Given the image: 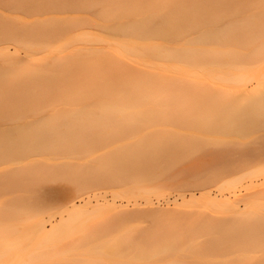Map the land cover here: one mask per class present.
I'll use <instances>...</instances> for the list:
<instances>
[{
    "label": "bare ground",
    "instance_id": "obj_1",
    "mask_svg": "<svg viewBox=\"0 0 264 264\" xmlns=\"http://www.w3.org/2000/svg\"><path fill=\"white\" fill-rule=\"evenodd\" d=\"M114 14L119 23L105 29L122 51L172 59L175 68L210 66L211 80H232L213 87L169 74L167 67L159 74L131 65L99 49L27 59L4 50L21 34L47 38L56 30L47 18L19 19L23 29L0 31V264H179L174 254L202 240H237L249 244L247 252L255 245L263 252L264 202L257 206L252 199H263L264 189L247 197L242 209L235 196L226 205L216 203L214 212L198 208L146 227L137 219L140 211H123L47 229L36 207L43 200L39 189L47 184L42 181L58 177L79 184V174L89 178L97 169H139L171 149L193 153L217 140L163 133L155 142L129 144V152L113 147L92 168L50 160L54 152L106 143L104 137L84 134L90 130L86 127H196L241 137L264 132V0H124ZM152 37L163 42H141ZM166 42L177 46L165 48ZM252 54L260 68L252 67L261 70L254 85L247 86V75L236 71L251 67ZM136 178L129 179L138 183ZM255 239L262 240L260 245ZM218 244L212 250H219ZM189 248L197 256H209L211 250Z\"/></svg>",
    "mask_w": 264,
    "mask_h": 264
},
{
    "label": "rangeland",
    "instance_id": "obj_2",
    "mask_svg": "<svg viewBox=\"0 0 264 264\" xmlns=\"http://www.w3.org/2000/svg\"><path fill=\"white\" fill-rule=\"evenodd\" d=\"M121 7H124V0H0V31H19L23 29L18 22L19 19L33 18L38 20L47 18L48 22L54 25L52 29H56L52 34L50 32L47 38L34 34L31 36L18 35L6 43L3 48L26 59L54 54L64 55L79 48L99 49L105 54H112L116 59L138 67H146L155 73L163 74L165 71L162 67H167L169 74L180 78L204 80L213 87L222 86L223 83L230 84L232 79L224 78L222 81H213L208 78L207 74L214 72L210 66L194 64L180 65L179 68H175L172 59H156L146 51L130 53L119 49L116 46L117 41L109 35L105 26L119 23L114 13ZM39 24L40 22L36 25ZM141 42L160 44L163 41L152 37ZM164 46L165 48L175 47L177 43L166 42ZM250 56L249 59L254 55ZM242 59L247 61L245 57ZM255 61V59L249 60L250 64L247 63V65L251 67L246 66L248 68L246 71H236V73L247 75L245 80L247 86L254 85L256 77L260 74L258 73V70H261L260 66ZM257 64L259 68L258 66L257 68L252 67ZM86 129L90 130L84 134L104 137L106 143L97 145L93 143L86 149L77 147L54 152L50 154L52 156L50 160L56 163H75L79 168H92L97 162L102 161L103 155L113 147L129 152L130 147L127 148L129 144L140 139L155 142L156 137L163 133H180L183 136L195 134L198 138L208 135L207 137L212 136L210 138L214 137L217 140L216 142L210 140V143L207 141L209 144L206 142L207 145L200 146L203 147L202 150L193 153L181 147L177 148L180 150L178 152L171 149L168 155H157L152 163L144 164L139 169L122 170L116 173L111 171L106 172L107 174L100 173V169H97L90 173L89 178L85 177V173L79 174L81 177L79 184L60 178L57 180L58 177L42 181V183H47L43 189L45 196L40 185L42 203L39 206L37 204L40 197L38 202L34 200L48 230L51 225L55 226L60 223L68 225L74 219L83 220L100 215L111 217L115 212L123 211H140L137 219L146 227L151 225L153 220H169L173 215H183L195 209L196 212H199V209L212 211L216 203L226 205L235 196L238 200L236 204L242 209L247 197L264 189L263 131H257L256 134L253 132L251 135L247 132V135L244 134L241 137L235 132V134L226 135L209 134L205 131L204 133L196 127H108V131L102 128L86 127ZM234 136L236 138H233ZM259 136L261 137L258 139ZM91 158L97 159L91 160ZM104 176L118 178L110 181ZM134 176L138 177L136 178L139 179L138 183L129 179ZM252 202L259 206L264 202V198L253 197ZM255 212L264 214L261 213L262 210ZM260 240L255 242L259 244L262 242ZM212 241L202 240L185 244L187 249L184 252L175 253L174 257L179 264H250V259L252 262L256 259L255 264L257 261L258 264H260L259 261L262 264L264 261V250L262 252V248L259 250L256 245L253 248L251 246V249L258 248V250L247 252L250 249H247L249 244L245 242L225 239L219 240L218 244V241L215 243ZM213 244H216V247L218 244L221 248L212 250ZM233 245L237 248H232ZM202 246L209 248L211 246L209 256L208 254L207 256L202 255L204 253L194 255L197 253H193L189 248L198 249ZM241 255L249 257L246 259Z\"/></svg>",
    "mask_w": 264,
    "mask_h": 264
}]
</instances>
